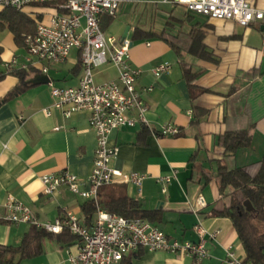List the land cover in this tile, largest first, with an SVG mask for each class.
<instances>
[{"label":"crops","instance_id":"obj_1","mask_svg":"<svg viewBox=\"0 0 264 264\" xmlns=\"http://www.w3.org/2000/svg\"><path fill=\"white\" fill-rule=\"evenodd\" d=\"M246 1L252 7L264 8V0ZM147 2L153 3L152 0L139 3ZM133 4L137 3L123 4L110 23L106 16H101L102 30L106 33L105 29L118 16L125 18ZM121 13L126 14L125 17ZM27 16L34 20L41 15ZM178 19L179 29L187 32L196 28L204 32L203 42L218 60L213 63L182 53L195 68H203L196 85L206 91L191 100L174 50L158 38L132 41L136 28L155 30L125 21L128 27L125 39L131 43V63L141 70L136 87L148 106L147 125L121 127L110 134L109 144L117 147L111 166L124 173L135 171L146 175L140 187L130 183L118 186L144 208L159 210L160 221L151 223L169 237L196 240L192 227L198 219L208 232H216L215 239H207L209 256L201 264H224L227 248H232L240 259L244 251L231 220L215 213L228 206L230 200L228 189L222 193L218 190L215 173L218 162H222L228 169L242 167L254 174L264 154V21L245 27L185 10ZM126 27L119 28L114 36L121 38ZM24 53L23 45L16 42L9 30L0 31V75L3 74L0 100L19 81L14 74L6 72L4 64L12 58L20 61ZM163 62H169L170 69L155 77L152 69ZM78 63V51L71 50L64 63L49 64L46 73L39 69L26 70L27 87L0 103V205L9 194L13 195L42 223H52L66 212L86 223L81 205L87 199L64 187L51 195L45 194L41 182L42 175L61 170H68L84 180L92 169L96 136L89 127L88 114L76 112L65 118L56 109H52L50 115L42 110L53 101L49 82L57 87L78 84L82 74L81 65L76 69ZM116 76L112 65L95 70L97 82ZM166 124L177 126L178 133L160 135L161 127ZM239 125L248 127L250 145L227 156L218 138L226 129ZM143 127L148 133L141 136ZM173 171L175 178L165 185L164 192L156 178ZM208 176L211 179L208 180ZM83 188H88V184H83ZM200 195L205 200L204 207L197 201ZM95 218L96 213L90 224L85 225L92 226ZM29 226L0 219V244L19 245ZM76 242L67 245L59 242L56 236L45 238L43 252L19 264H70L68 254L76 251ZM131 259L134 264H194L193 258L186 254L144 248L137 250Z\"/></svg>","mask_w":264,"mask_h":264},{"label":"built area","instance_id":"obj_2","mask_svg":"<svg viewBox=\"0 0 264 264\" xmlns=\"http://www.w3.org/2000/svg\"><path fill=\"white\" fill-rule=\"evenodd\" d=\"M149 0H0L1 8H12L35 16V30L24 36V55L19 61L12 58L4 64L6 72L12 70L39 69L46 73L49 64H62L71 50H77L82 74L76 86L57 87L51 82L53 99L43 108L46 115L52 109L65 118L76 112L88 114L89 127L96 136L95 157L91 172L80 179L68 170L41 176L43 193L51 195L60 188H67L83 199L97 201L98 190L103 186L130 183L141 186L145 174L124 173L111 166L117 155V147L109 144L110 134L121 127L135 124L147 125L145 113L148 106L136 87L141 73L131 63V43L127 39L106 34L100 27L102 15L114 18L118 9L126 3ZM154 4L181 5L188 13L209 19L233 21L241 26L264 21V8L250 6L246 0H152ZM28 8L30 10H28ZM112 65L115 79L97 82L95 70ZM170 69L169 62L152 69L155 77ZM177 126L166 124L160 135L178 133ZM153 132V131H152ZM175 178V172L160 175L157 182L165 185ZM87 183L88 188H83ZM200 207L204 198L197 197ZM0 219L13 224H29L51 233L64 230L77 236L76 251L69 252L70 264H134L132 256L140 248L148 251H166L186 254L194 264H201L209 256L207 239H215L216 232H208L198 219L192 230L197 239L181 240L169 237L158 226L146 219L126 218L98 209L92 226L80 222L71 212L64 213L54 222H40L33 211L13 195H8L0 205ZM224 264H245L232 248H227Z\"/></svg>","mask_w":264,"mask_h":264},{"label":"trees","instance_id":"obj_3","mask_svg":"<svg viewBox=\"0 0 264 264\" xmlns=\"http://www.w3.org/2000/svg\"><path fill=\"white\" fill-rule=\"evenodd\" d=\"M106 18L108 23L113 19L108 16ZM175 22H180V19L169 15L166 22L167 29L155 32L136 28L132 33L131 40L148 38L164 40L176 53L182 75L189 88L190 98L194 100L200 93L206 91L199 89L196 85V79L203 71V68H195L193 63L184 59L182 53H190L195 58L213 63H217L218 60L204 44V32L191 28L187 32L179 29L176 33H173L168 27L172 26ZM100 27L101 29L104 28L102 24H100ZM5 29L13 34L19 45H23L24 36L34 32L35 22L26 14L16 9L3 8L0 10V31ZM76 69H80L79 63ZM7 73L14 74L18 77L19 81L0 100V103L21 93L27 87L25 84L26 70L18 69ZM147 133L148 129L143 127L140 135L144 136ZM250 142L251 135L248 127L242 125L234 129H226L218 138V143L223 147L227 156H233L237 150L249 146ZM209 179H211V176H208ZM215 181L221 193L228 189L230 198L228 206L220 211H215V213L219 216L228 217L231 220L244 251L242 261L245 264H264V154L254 174H250L242 167L228 169L224 163L218 162ZM245 200L251 203V210H247L244 206ZM81 209L85 215L84 222H86V225L90 224V220L98 209H103L126 218L146 219L152 223L159 222L161 218L159 210L144 208L138 200L127 195L123 187L118 185L101 187L98 190L97 201L86 200L81 205ZM53 236H56L59 242L67 245L77 240V236L67 230L55 234L46 231L44 228L30 225L28 230L24 232L19 245L0 244V264H19L22 260L41 254L43 252V239Z\"/></svg>","mask_w":264,"mask_h":264},{"label":"rangeland","instance_id":"obj_4","mask_svg":"<svg viewBox=\"0 0 264 264\" xmlns=\"http://www.w3.org/2000/svg\"><path fill=\"white\" fill-rule=\"evenodd\" d=\"M129 7L131 5H125ZM184 14V7L181 5H169V4H154V3H137L133 4L130 12L126 14L121 13L119 16L105 29L107 34H116L119 28L126 27L127 23H136L144 29H152L160 31L161 29H167L166 21L169 15H173L176 18H181ZM120 15V16H121ZM126 21V22H125ZM170 31L179 29L177 23L173 28L168 27ZM177 235L179 233L177 232Z\"/></svg>","mask_w":264,"mask_h":264},{"label":"water","instance_id":"obj_5","mask_svg":"<svg viewBox=\"0 0 264 264\" xmlns=\"http://www.w3.org/2000/svg\"><path fill=\"white\" fill-rule=\"evenodd\" d=\"M127 31H128V27L125 28V30H124V32H123V34L121 36V39H125L126 38ZM244 206L246 207L247 210H251L252 209L251 203L248 200L244 201Z\"/></svg>","mask_w":264,"mask_h":264}]
</instances>
